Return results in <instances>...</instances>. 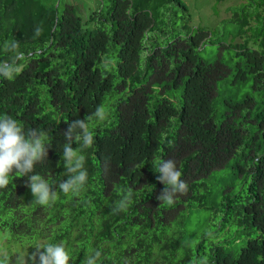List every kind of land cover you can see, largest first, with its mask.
<instances>
[{
    "label": "trees",
    "instance_id": "16d2710c",
    "mask_svg": "<svg viewBox=\"0 0 264 264\" xmlns=\"http://www.w3.org/2000/svg\"><path fill=\"white\" fill-rule=\"evenodd\" d=\"M226 11L229 42L194 25L186 0H99L84 15L67 1L0 0V61H10L12 41L21 54L15 78H0V115L47 134L48 158L34 172L53 190L68 178L66 122L107 111L90 122L80 192L57 189L40 206L27 177L13 173L0 188V260L16 264L51 242L64 243L69 264L95 249L97 264H264V0ZM220 80L250 89L219 100ZM161 157L188 185L171 205L157 200ZM213 180L223 184L214 190ZM129 189L126 210L114 213Z\"/></svg>",
    "mask_w": 264,
    "mask_h": 264
},
{
    "label": "clouds",
    "instance_id": "9594fccd",
    "mask_svg": "<svg viewBox=\"0 0 264 264\" xmlns=\"http://www.w3.org/2000/svg\"><path fill=\"white\" fill-rule=\"evenodd\" d=\"M42 28L35 29V37H39ZM9 41H5L7 44ZM17 42H11V49L4 48L5 52H12L10 61H0V78L13 80L18 74L19 65ZM103 122L107 119V111L104 105H98L91 114H86L83 119H75L66 122L67 129L63 132L64 144L62 149L63 164L66 169V180H60L56 190L39 174L34 172L37 163L48 158L49 146L45 143L49 139L42 130L35 128L25 130L23 124L8 114L0 115V188H5L10 182L13 173L19 177H27L25 184L30 189L33 202L43 206L57 195V189L63 194L80 192L87 183L88 172L85 168V156L80 154L82 150L90 148L94 142V132L90 127L93 120ZM73 142L78 146L73 148ZM153 171L158 173V182L164 185L159 202L171 205L178 195H185L188 191L187 183L181 179L182 173L177 169L173 159L159 158L152 164ZM31 174V175H30ZM132 196L131 189L127 190L121 199L114 203V213L125 211ZM35 251L27 256L17 257L16 264H69L70 256L64 243H48L44 246L34 247ZM101 250L95 249L86 255L82 264H97L101 256ZM0 264H9V258L5 256Z\"/></svg>",
    "mask_w": 264,
    "mask_h": 264
},
{
    "label": "rangeland",
    "instance_id": "374dc122",
    "mask_svg": "<svg viewBox=\"0 0 264 264\" xmlns=\"http://www.w3.org/2000/svg\"><path fill=\"white\" fill-rule=\"evenodd\" d=\"M48 1V0H47ZM71 2L77 7V10L81 14L87 13L90 9L95 8L99 4V0H61V2ZM242 0H224L219 2L215 9L213 8L215 0H186L189 5L190 11L192 13L193 19L192 23L194 25L202 24L207 26L209 29L213 31V34L220 35V40L224 42H229L232 39L237 40L236 35V27L234 24L227 22V18L229 17V13L226 11L228 7L233 6L235 4L240 3ZM214 10H217L214 13ZM235 37V38H234ZM216 47H207L204 51H202L203 57L210 56V59L214 56ZM208 52H211L208 54ZM248 85L243 86H233L229 84L227 80H220L217 85V99H222L226 96H231L236 99L242 97L245 92L249 91ZM227 182V181H226ZM223 182L214 181L212 182V187L214 190L217 189L218 186H221ZM236 184L235 186H237ZM208 213L204 212V217L196 218L191 217L190 222L188 224L189 230L200 228L203 225V220L208 218ZM4 244V243H3ZM4 245L0 248V253L4 250Z\"/></svg>",
    "mask_w": 264,
    "mask_h": 264
}]
</instances>
